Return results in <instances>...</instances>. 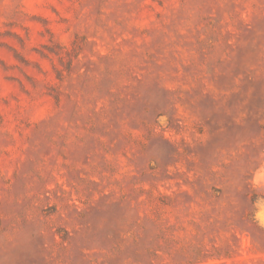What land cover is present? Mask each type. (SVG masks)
<instances>
[{
	"label": "rangeland",
	"instance_id": "obj_1",
	"mask_svg": "<svg viewBox=\"0 0 264 264\" xmlns=\"http://www.w3.org/2000/svg\"><path fill=\"white\" fill-rule=\"evenodd\" d=\"M0 264H264V0H0Z\"/></svg>",
	"mask_w": 264,
	"mask_h": 264
}]
</instances>
